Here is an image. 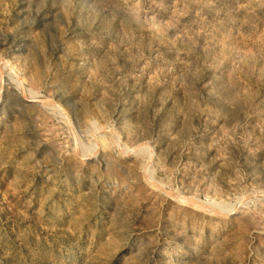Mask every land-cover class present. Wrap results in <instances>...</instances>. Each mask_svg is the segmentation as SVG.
I'll use <instances>...</instances> for the list:
<instances>
[{
    "label": "rangeland",
    "instance_id": "1",
    "mask_svg": "<svg viewBox=\"0 0 264 264\" xmlns=\"http://www.w3.org/2000/svg\"><path fill=\"white\" fill-rule=\"evenodd\" d=\"M0 264H264V0H0Z\"/></svg>",
    "mask_w": 264,
    "mask_h": 264
},
{
    "label": "water",
    "instance_id": "2",
    "mask_svg": "<svg viewBox=\"0 0 264 264\" xmlns=\"http://www.w3.org/2000/svg\"><path fill=\"white\" fill-rule=\"evenodd\" d=\"M41 102H46V103H48V101H46V100H43V101H41Z\"/></svg>",
    "mask_w": 264,
    "mask_h": 264
}]
</instances>
